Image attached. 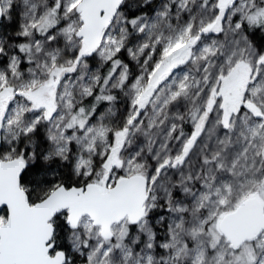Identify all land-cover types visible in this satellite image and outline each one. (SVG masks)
I'll return each instance as SVG.
<instances>
[{
  "label": "snow or ice",
  "instance_id": "6c2138e0",
  "mask_svg": "<svg viewBox=\"0 0 264 264\" xmlns=\"http://www.w3.org/2000/svg\"><path fill=\"white\" fill-rule=\"evenodd\" d=\"M0 264H264V0H0Z\"/></svg>",
  "mask_w": 264,
  "mask_h": 264
}]
</instances>
